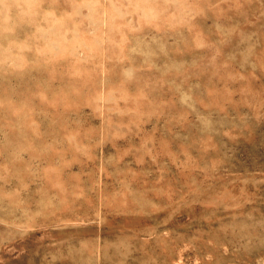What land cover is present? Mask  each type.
<instances>
[{
    "label": "rangeland",
    "instance_id": "obj_1",
    "mask_svg": "<svg viewBox=\"0 0 264 264\" xmlns=\"http://www.w3.org/2000/svg\"><path fill=\"white\" fill-rule=\"evenodd\" d=\"M0 264H264V0H0Z\"/></svg>",
    "mask_w": 264,
    "mask_h": 264
}]
</instances>
